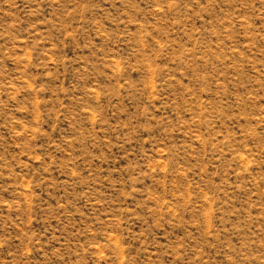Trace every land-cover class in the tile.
Wrapping results in <instances>:
<instances>
[{
	"label": "rangeland",
	"instance_id": "obj_1",
	"mask_svg": "<svg viewBox=\"0 0 264 264\" xmlns=\"http://www.w3.org/2000/svg\"><path fill=\"white\" fill-rule=\"evenodd\" d=\"M0 264H264V0H0Z\"/></svg>",
	"mask_w": 264,
	"mask_h": 264
}]
</instances>
